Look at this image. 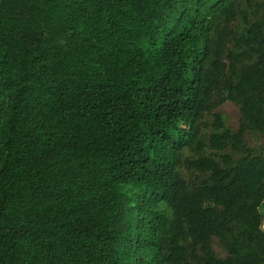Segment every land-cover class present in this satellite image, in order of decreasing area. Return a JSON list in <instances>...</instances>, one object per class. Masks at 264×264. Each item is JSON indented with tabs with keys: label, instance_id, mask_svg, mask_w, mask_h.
<instances>
[{
	"label": "trees",
	"instance_id": "16d2710c",
	"mask_svg": "<svg viewBox=\"0 0 264 264\" xmlns=\"http://www.w3.org/2000/svg\"><path fill=\"white\" fill-rule=\"evenodd\" d=\"M249 132L264 0H0V264H264Z\"/></svg>",
	"mask_w": 264,
	"mask_h": 264
},
{
	"label": "rangeland",
	"instance_id": "374dc122",
	"mask_svg": "<svg viewBox=\"0 0 264 264\" xmlns=\"http://www.w3.org/2000/svg\"><path fill=\"white\" fill-rule=\"evenodd\" d=\"M218 112L221 114L222 119L227 128H229L232 131L238 130L241 120V111L238 104L231 101H227L218 108ZM212 120H213L212 115H207L205 118V121L209 123ZM211 130H212V126L208 125L205 129V132H210ZM245 142L247 146L257 147L263 144L264 140L259 134L255 132H249L246 136ZM228 152L232 153L235 156V159H238L243 154L242 152L233 153L230 150ZM203 154H209V149L206 148L203 152L197 151L196 149L184 150L183 158L185 159V162L181 167V171L186 178L193 179L197 173V171H191L189 169L186 160H193ZM215 247L221 256L225 255V253L222 251V249L219 247L218 244H216Z\"/></svg>",
	"mask_w": 264,
	"mask_h": 264
},
{
	"label": "crops",
	"instance_id": "0c3cea01",
	"mask_svg": "<svg viewBox=\"0 0 264 264\" xmlns=\"http://www.w3.org/2000/svg\"><path fill=\"white\" fill-rule=\"evenodd\" d=\"M260 212L262 214V229L264 231V201L262 202V204L260 205Z\"/></svg>",
	"mask_w": 264,
	"mask_h": 264
}]
</instances>
